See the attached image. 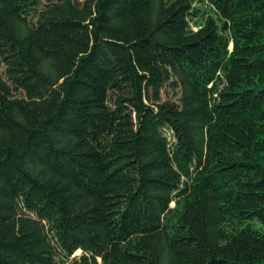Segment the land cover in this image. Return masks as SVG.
Masks as SVG:
<instances>
[{"label":"trees","instance_id":"obj_1","mask_svg":"<svg viewBox=\"0 0 264 264\" xmlns=\"http://www.w3.org/2000/svg\"><path fill=\"white\" fill-rule=\"evenodd\" d=\"M205 1L0 0V264H264V0Z\"/></svg>","mask_w":264,"mask_h":264},{"label":"rangeland","instance_id":"obj_2","mask_svg":"<svg viewBox=\"0 0 264 264\" xmlns=\"http://www.w3.org/2000/svg\"><path fill=\"white\" fill-rule=\"evenodd\" d=\"M194 4L197 5L200 8V14H203L205 8L207 7V2L205 0H193ZM193 28L196 29L197 27L193 25ZM5 71V66L0 63V72L3 73ZM175 203H171V206H174ZM81 254V250L79 252H76L74 255Z\"/></svg>","mask_w":264,"mask_h":264},{"label":"bare ground","instance_id":"obj_3","mask_svg":"<svg viewBox=\"0 0 264 264\" xmlns=\"http://www.w3.org/2000/svg\"><path fill=\"white\" fill-rule=\"evenodd\" d=\"M79 252V251H78Z\"/></svg>","mask_w":264,"mask_h":264}]
</instances>
